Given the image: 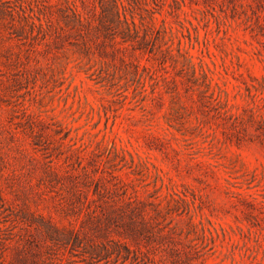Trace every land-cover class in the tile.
<instances>
[{
  "label": "rangeland",
  "instance_id": "1",
  "mask_svg": "<svg viewBox=\"0 0 264 264\" xmlns=\"http://www.w3.org/2000/svg\"><path fill=\"white\" fill-rule=\"evenodd\" d=\"M0 264H264V0H0Z\"/></svg>",
  "mask_w": 264,
  "mask_h": 264
}]
</instances>
